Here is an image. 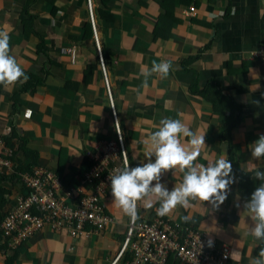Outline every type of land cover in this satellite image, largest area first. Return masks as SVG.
Instances as JSON below:
<instances>
[{
  "label": "crops",
  "instance_id": "crops-1",
  "mask_svg": "<svg viewBox=\"0 0 264 264\" xmlns=\"http://www.w3.org/2000/svg\"><path fill=\"white\" fill-rule=\"evenodd\" d=\"M92 2L93 10L102 4ZM109 5L111 14L95 22L110 52L106 73L130 167L147 162L144 140L165 116L205 135L207 148L198 162L207 165L226 151L233 167L234 182L218 210L200 202L159 217L158 203L152 209L139 205L138 221L192 225L216 245L230 246L229 264H249L260 251L244 234L253 226L244 204L262 183L250 169L264 171V160L251 156V145L264 134V66L254 54L264 46V0ZM88 11L87 0H0V31L10 34L12 54L29 77L23 85L0 86V150L16 154L13 169L0 172V264H112L125 240L130 218L113 203L110 187L102 204L114 222L104 230L86 228L88 235L72 237L46 229L16 251L3 243L2 222L28 193L21 174L43 168L65 189L81 188L91 163L87 153L115 139L98 50L93 38L82 39ZM153 60L171 62L173 71L167 79L151 77L149 87L140 89V67L150 68ZM182 178L169 170L161 182L171 191ZM234 251L239 255L232 257ZM129 260L127 253L118 264ZM166 264L180 263L170 256Z\"/></svg>",
  "mask_w": 264,
  "mask_h": 264
},
{
  "label": "built area",
  "instance_id": "built-area-1",
  "mask_svg": "<svg viewBox=\"0 0 264 264\" xmlns=\"http://www.w3.org/2000/svg\"><path fill=\"white\" fill-rule=\"evenodd\" d=\"M87 2L116 136L96 153H87L86 157L91 163L83 173L81 188L65 189L56 174L43 168L21 174L28 193L18 198L16 207L1 224L3 243L11 251L20 249L31 237L46 229L56 233L66 231L72 237H80L89 234L86 228L99 232L114 222L105 212L102 198L111 187L109 176L114 174L115 169L123 167L128 154L122 130L119 134L116 131L119 120L113 108L93 2ZM190 10L194 12L195 7L191 6ZM65 51L73 55L75 53L70 48ZM254 54L264 66V46ZM13 157L12 150H0V172L4 168L13 169ZM208 240L204 232L192 225L174 223L164 218L153 222L130 220L121 250L112 264H118L127 253L131 254V260L126 264H166L170 256L180 264H229L230 246H218L214 243L209 247Z\"/></svg>",
  "mask_w": 264,
  "mask_h": 264
},
{
  "label": "clouds",
  "instance_id": "clouds-1",
  "mask_svg": "<svg viewBox=\"0 0 264 264\" xmlns=\"http://www.w3.org/2000/svg\"><path fill=\"white\" fill-rule=\"evenodd\" d=\"M172 71L171 62L163 60H153L150 68L147 65L141 66L140 89L149 87L151 77L167 79ZM28 78L24 68L12 54L10 34L0 31V86L8 89L23 85ZM170 103L171 101H165L166 106ZM116 131L118 134L121 131L119 121L116 123ZM144 145L146 163L130 167L125 158L123 167L115 169L114 174L109 176L113 203L132 222L140 218L139 205L152 209L158 203L156 214L165 217L179 208L186 211L192 209L200 202H207L214 210L224 204L234 182L232 163L227 159L226 151L207 165L198 162L207 148L205 135L193 131L181 118L165 116L160 119L157 130L144 140ZM251 156L258 161L264 160V134L251 145ZM152 157H155L154 161ZM169 170H173V175L177 172L183 174L182 181L171 191L161 182L162 176ZM250 170L262 183L244 204L253 225L244 234L250 235L256 246L260 247L258 255L250 259L249 264H264V171L258 167ZM190 219V215L183 217L185 222ZM207 244L212 247L214 241L209 238ZM236 255H239L238 251L232 253V257Z\"/></svg>",
  "mask_w": 264,
  "mask_h": 264
},
{
  "label": "trees",
  "instance_id": "trees-1",
  "mask_svg": "<svg viewBox=\"0 0 264 264\" xmlns=\"http://www.w3.org/2000/svg\"><path fill=\"white\" fill-rule=\"evenodd\" d=\"M88 1V0H87ZM102 2V4H98L96 6H94V14H95V18L97 20V22H100L101 18H103V16H105L106 14H111V9H112V5H109V2L111 0H100ZM88 20H86V22H84V25L82 27L83 29V35H82V39H88V38H93L94 39V46L95 48L97 47V43L95 41L94 38V29H93V25H92V21L90 18V12L88 11ZM98 50V47H97ZM101 51H102V56H103V62L105 67L107 66V64L110 62V52H108V49L106 48V45L103 43V41H101ZM97 65H99L101 67V61H100V55H99V51H98V60H97ZM97 65L94 66H90V68H97ZM16 154H14V158H15ZM13 158V159H14ZM34 164H30L29 165V171L33 170ZM33 167V168H32ZM27 172V171H26ZM74 186L70 187L73 188Z\"/></svg>",
  "mask_w": 264,
  "mask_h": 264
},
{
  "label": "rangeland",
  "instance_id": "rangeland-1",
  "mask_svg": "<svg viewBox=\"0 0 264 264\" xmlns=\"http://www.w3.org/2000/svg\"><path fill=\"white\" fill-rule=\"evenodd\" d=\"M66 49H68V48H63L62 51H63L64 53H66V51H65Z\"/></svg>",
  "mask_w": 264,
  "mask_h": 264
}]
</instances>
